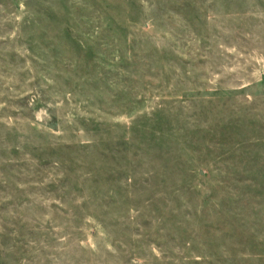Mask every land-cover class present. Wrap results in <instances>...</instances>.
<instances>
[{
  "label": "rangeland",
  "instance_id": "rangeland-1",
  "mask_svg": "<svg viewBox=\"0 0 264 264\" xmlns=\"http://www.w3.org/2000/svg\"><path fill=\"white\" fill-rule=\"evenodd\" d=\"M0 264H264V0H0Z\"/></svg>",
  "mask_w": 264,
  "mask_h": 264
}]
</instances>
